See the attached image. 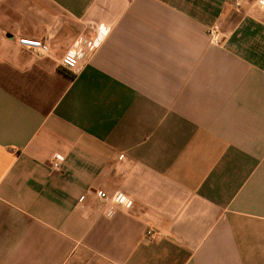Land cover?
I'll list each match as a JSON object with an SVG mask.
<instances>
[{"label": "crops", "instance_id": "obj_1", "mask_svg": "<svg viewBox=\"0 0 264 264\" xmlns=\"http://www.w3.org/2000/svg\"><path fill=\"white\" fill-rule=\"evenodd\" d=\"M0 264H264V4L0 0Z\"/></svg>", "mask_w": 264, "mask_h": 264}, {"label": "built area", "instance_id": "obj_2", "mask_svg": "<svg viewBox=\"0 0 264 264\" xmlns=\"http://www.w3.org/2000/svg\"><path fill=\"white\" fill-rule=\"evenodd\" d=\"M245 0H229V2L237 9H240ZM259 4H264V0H257ZM211 42L215 45H220L219 31L216 27H211L208 30ZM19 44L29 52L42 56L49 51V45L46 41L34 38H21ZM98 40H85L78 38L73 47L65 52L60 59V67L66 72L75 74L80 69L82 61L86 60L98 47ZM53 171L58 172L61 168V159H54L51 162ZM96 196L104 202L102 213L107 217H112L115 214L116 207L129 208L132 204L131 199L122 193L108 194L104 191H95ZM161 236V232L155 231L152 228L147 229L146 237L149 240H155Z\"/></svg>", "mask_w": 264, "mask_h": 264}]
</instances>
